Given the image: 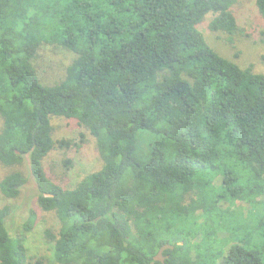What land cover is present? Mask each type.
Returning <instances> with one entry per match:
<instances>
[{"label": "trees", "instance_id": "16d2710c", "mask_svg": "<svg viewBox=\"0 0 264 264\" xmlns=\"http://www.w3.org/2000/svg\"><path fill=\"white\" fill-rule=\"evenodd\" d=\"M235 4L0 0V163H28L39 207L59 219L57 233L45 232L57 264H217L221 255L220 264H264V215L234 233L238 243L227 252L215 255L209 245L196 261L173 230L222 173L226 192L264 196V74L216 53L200 29L210 17L211 32L232 37ZM256 8L264 17V0ZM43 43L77 56L61 83L40 81ZM53 117L86 127L103 161L73 189L44 170L56 147ZM28 181L13 172L0 192L15 200ZM11 215L9 206L0 209V264H45L30 260L24 239L12 238ZM36 220L31 211L26 233ZM166 245L174 249L156 262Z\"/></svg>", "mask_w": 264, "mask_h": 264}, {"label": "rangeland", "instance_id": "374dc122", "mask_svg": "<svg viewBox=\"0 0 264 264\" xmlns=\"http://www.w3.org/2000/svg\"><path fill=\"white\" fill-rule=\"evenodd\" d=\"M233 12L238 20V30L232 37L211 32L208 28L210 17L200 29L216 53L243 69L253 67L256 74H264V17L256 8V0H236ZM76 57L75 53L62 46L43 43L35 61L40 81L47 86L61 83ZM3 125L0 115V133ZM52 125L56 147L45 158L44 170L56 184L73 189L87 175L103 167L97 141L77 120L53 117ZM13 172H22L29 181L15 200L5 199L0 192V209L6 206L12 209L8 219L10 234L15 240L24 239L30 260L44 259L45 264H57L53 246L46 241L45 232L51 230L57 233L60 229L59 219L54 212L46 213L39 207L40 191L28 163L13 167L0 163V183ZM228 176L220 174L214 181L209 198H200L192 215L178 217L174 223L173 230L184 236L187 256L193 261L198 260L197 251L206 252L209 245L219 249L215 255H219L221 250L222 253L227 252L238 243L233 238L234 233L242 228H254L264 215V196L245 200L240 199L239 188L233 187L226 192L224 184ZM31 211L36 212L37 220L33 231L26 233L24 224ZM221 260L222 255L218 257L217 264Z\"/></svg>", "mask_w": 264, "mask_h": 264}, {"label": "water", "instance_id": "95a60500", "mask_svg": "<svg viewBox=\"0 0 264 264\" xmlns=\"http://www.w3.org/2000/svg\"><path fill=\"white\" fill-rule=\"evenodd\" d=\"M169 249L173 250L174 248L172 246H169V245L162 247L161 250L159 251L158 255L155 257V261L165 263V261H166V259H168V257L164 256V252L166 250H169Z\"/></svg>", "mask_w": 264, "mask_h": 264}, {"label": "flooded vegetation", "instance_id": "af4514ba", "mask_svg": "<svg viewBox=\"0 0 264 264\" xmlns=\"http://www.w3.org/2000/svg\"><path fill=\"white\" fill-rule=\"evenodd\" d=\"M165 253H166V251L164 252V256H165V257H168V256L165 255ZM166 260H167V259H166Z\"/></svg>", "mask_w": 264, "mask_h": 264}]
</instances>
